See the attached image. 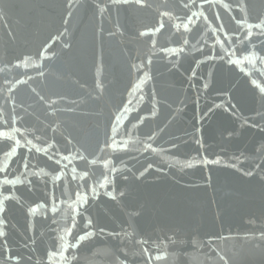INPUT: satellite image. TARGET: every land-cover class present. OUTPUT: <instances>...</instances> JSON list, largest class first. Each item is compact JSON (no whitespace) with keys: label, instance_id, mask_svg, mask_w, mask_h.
Wrapping results in <instances>:
<instances>
[{"label":"water","instance_id":"obj_1","mask_svg":"<svg viewBox=\"0 0 264 264\" xmlns=\"http://www.w3.org/2000/svg\"><path fill=\"white\" fill-rule=\"evenodd\" d=\"M262 21L0 0V264H264Z\"/></svg>","mask_w":264,"mask_h":264},{"label":"snow or ice","instance_id":"obj_2","mask_svg":"<svg viewBox=\"0 0 264 264\" xmlns=\"http://www.w3.org/2000/svg\"><path fill=\"white\" fill-rule=\"evenodd\" d=\"M114 2L115 3H119L120 2V0H114ZM125 2H127V0H125ZM136 2L138 3V4H142V0H136ZM204 2H207V0H204ZM261 23H264V21H262ZM163 25H161V27H162ZM260 25L258 24L257 25V27H259ZM141 35H144V33L142 32L141 33ZM43 55H44V53H41V56L43 57ZM18 66V65H17ZM103 186V185H102ZM79 194V193H78ZM3 211V208L2 207H0V212H2ZM4 223V221H3V219H0V224H3ZM0 235H3V233L2 232H0ZM74 247H79V245L78 244H76V245H74Z\"/></svg>","mask_w":264,"mask_h":264}]
</instances>
